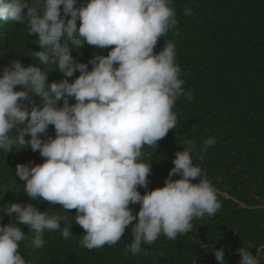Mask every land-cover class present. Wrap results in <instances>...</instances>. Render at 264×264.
Masks as SVG:
<instances>
[{"label":"clouds","instance_id":"obj_1","mask_svg":"<svg viewBox=\"0 0 264 264\" xmlns=\"http://www.w3.org/2000/svg\"><path fill=\"white\" fill-rule=\"evenodd\" d=\"M183 14L194 12L185 5ZM8 22L25 26L32 45L24 56L2 52L0 162L19 152L7 168L15 195L0 197V264H29L21 225L35 234L33 249L44 248L45 231L69 240L71 226L61 221L72 209L85 230L83 248L121 242L131 255L162 235L175 241L220 210L190 139L164 183L148 177L145 149L176 127L178 99L192 98L167 41L170 31L178 34L174 0H0L3 29L13 27ZM110 46L97 55L96 47ZM215 142L207 138L200 150ZM250 248L237 249L238 264H259ZM213 252L227 264L223 249Z\"/></svg>","mask_w":264,"mask_h":264},{"label":"trees","instance_id":"obj_2","mask_svg":"<svg viewBox=\"0 0 264 264\" xmlns=\"http://www.w3.org/2000/svg\"><path fill=\"white\" fill-rule=\"evenodd\" d=\"M185 5L194 15L183 14ZM174 6L178 34L170 31L167 41L176 46V63L192 98L178 99L176 127L157 148L145 149V161L151 167L148 177L164 183L176 153L190 139L196 145L193 163L216 189L220 210L194 220L193 229L175 241L162 235L152 245H142L141 253L131 255L121 242L98 250L83 248L80 240L85 230L73 219L76 210L72 209L61 221L62 227L71 226L72 237L64 240L60 232L45 231L43 249H33L35 234L27 225L20 226L26 235L20 251L29 264H194L195 260L196 264H218L214 248L223 249L227 264H238L241 247H251L259 264H264V0H174ZM3 25L0 68L7 61L5 48L24 56L32 45L25 26L10 23L13 27L3 29ZM96 49L97 55L106 56L111 46ZM209 137L216 142L202 152ZM13 150L17 151L8 154L4 164L0 162V197L5 192L12 197L17 189L7 169L19 152ZM129 207L134 215L140 210Z\"/></svg>","mask_w":264,"mask_h":264},{"label":"water","instance_id":"obj_3","mask_svg":"<svg viewBox=\"0 0 264 264\" xmlns=\"http://www.w3.org/2000/svg\"><path fill=\"white\" fill-rule=\"evenodd\" d=\"M11 23V22H8V24Z\"/></svg>","mask_w":264,"mask_h":264},{"label":"bare ground","instance_id":"obj_4","mask_svg":"<svg viewBox=\"0 0 264 264\" xmlns=\"http://www.w3.org/2000/svg\"><path fill=\"white\" fill-rule=\"evenodd\" d=\"M39 105H41V103Z\"/></svg>","mask_w":264,"mask_h":264}]
</instances>
